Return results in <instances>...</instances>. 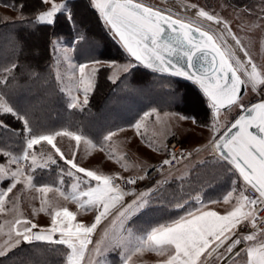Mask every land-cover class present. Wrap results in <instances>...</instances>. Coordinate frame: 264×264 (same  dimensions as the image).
<instances>
[{
	"label": "snow or ice",
	"instance_id": "1",
	"mask_svg": "<svg viewBox=\"0 0 264 264\" xmlns=\"http://www.w3.org/2000/svg\"><path fill=\"white\" fill-rule=\"evenodd\" d=\"M89 2L130 59L124 63L97 59L79 64L77 87L84 98L81 102L73 96L69 107L82 108L89 103V94L95 87V76L105 67L124 75H136L142 66L155 73H166L191 81L204 97L211 120V138L203 148H211L217 163L236 177L232 180L231 190L223 197L224 204H232L231 210L220 214L215 210L198 208L188 211L179 219L152 226L137 235L126 225L133 222V218L154 210L153 203L156 193L160 191L161 181H156L154 187L138 192L135 186L146 180L152 169L146 168L142 175L128 178L119 174H99L79 166L75 152L73 158L68 159L55 143L57 137H70L77 146L83 141L96 147L88 138L67 130L48 134L34 131L29 112L13 105L3 91L20 69L17 56L16 62L10 67L0 69V129L20 134L21 129H16L2 118L10 116L21 125L26 146L19 156L7 149L0 151V158L7 160L6 164H0V180H10L6 189H0V211H4L6 198L18 184L23 183L25 188L33 185V173L37 167L47 168L58 163L49 154L44 163L37 164L34 148L46 143L54 150L55 156L68 166L66 173L61 170L60 182L63 183V175L74 179L70 192L65 193L59 188L55 190L65 200L76 203L78 209L92 211L94 220L90 224L76 222L77 214L67 207L50 205L51 222L48 226L41 227L27 218H17L9 224L8 240L4 246H0V257L22 242L32 244L40 241L66 246L69 250L66 264H83L97 227L113 216L112 223L118 224V227H114L111 233L106 230L104 238L95 242V248L91 251L96 256L118 253L121 264H132L133 256L148 251L166 257L159 264H264V242L252 243L257 240V233L264 236V98L250 106L242 102L244 90L249 85L252 92L264 89V72L253 63L241 37L232 30L227 20L195 3L190 7L197 19L181 18L170 9L153 7L143 0ZM23 7L21 5V9ZM61 17L67 23L75 24L73 12L66 2L39 0V10L34 21H30L52 30L49 46L53 54L60 47L56 28ZM21 19L25 18L22 16ZM199 21L210 23L205 25ZM82 39L83 36H80L71 43L74 45ZM238 52L247 59H242ZM29 75L39 79L35 71ZM108 80L117 83L113 75H109ZM234 106H238L244 114H240L221 134L218 118L222 111L231 110ZM193 122H196L195 118ZM135 128L139 135L140 123ZM114 134L104 136V141H110ZM194 151L199 152L201 149L196 148ZM191 155L192 152H188L185 156L183 150L179 156L171 154L170 158L162 160L156 170L163 171L164 166H171L173 161L179 162ZM124 185L133 187L126 188ZM52 190L51 186L36 188L37 192L45 195ZM125 197L132 199L129 202ZM48 203L47 200H41V212L48 211L44 206ZM177 207L182 208L184 205L178 203ZM249 225L252 231L245 234ZM245 254L246 261L243 259ZM95 264L102 262L97 260Z\"/></svg>",
	"mask_w": 264,
	"mask_h": 264
},
{
	"label": "rangeland",
	"instance_id": "2",
	"mask_svg": "<svg viewBox=\"0 0 264 264\" xmlns=\"http://www.w3.org/2000/svg\"><path fill=\"white\" fill-rule=\"evenodd\" d=\"M67 1L57 0V2L66 3ZM143 2L163 10L170 9L181 18L197 19L194 10L190 7L193 3L206 11L218 14L227 20L232 30L241 37L253 63L256 64L258 70L264 72V11H262L264 0H143ZM11 8L9 5L0 2V22L19 18V12ZM82 11L91 19L84 9ZM199 22L205 25L210 23L207 21ZM211 26L216 28L215 25ZM105 28L107 29L106 26ZM8 38L11 39L10 34L0 35V57L5 56L10 51L11 42L7 41ZM71 42L60 37L59 50L53 54L50 48V63L44 71L38 72L39 79L33 77L28 82H20L15 76V79H10L7 87L3 90L13 105L29 112L34 131L38 134L67 130L83 135L96 145V147H91L82 141L77 146L70 137H57L55 143L68 159H72L73 152H75V159L79 166L94 170L99 174H119L123 177H129L143 174L144 169L161 158L163 142L170 133L179 135L188 146L198 145L202 148L207 144L211 138V120L209 119L206 124L196 120L194 123L193 117L187 113L189 108L192 109L193 106L198 107L201 104L195 98H190L192 100L185 107H182V109L188 108L186 113L180 112L177 109L180 105L179 95L172 90L170 80L165 79V77L156 79L149 84H132L128 75L108 69L107 77L113 75L117 83L113 84L110 81L111 85L106 86L107 95L99 109L92 111L88 106L94 90L89 94V103L86 106L70 108L69 104L73 96L78 97L81 102L84 98L83 93L77 87L78 65L97 60L95 54L99 49L97 42L92 39H82L74 45ZM229 42L234 44V42ZM31 45L32 48L38 47L37 41L34 40ZM32 52L35 53L33 49ZM238 55L242 59H247L243 53L238 52ZM127 60L118 63H124ZM94 83L96 86V76ZM262 98H264V89L252 92L249 85L244 90L242 102L249 105ZM240 112L241 109L238 106H234L231 110L222 111L218 118L220 133ZM181 117H187V119H181ZM2 118L5 119V116ZM137 123L141 125L139 135L135 128ZM17 129H21L19 135L0 129V135L5 136V138H0V151L7 149L18 156L23 154L26 142L21 125ZM109 133L115 134L110 141H104V136ZM101 147L103 151H101ZM34 151L38 158V165L44 163L49 154H52L58 163L47 168L37 167L33 173V185L25 188L24 184L21 183L13 189L12 193H9L4 204V211H0V226H2L0 246L5 245V241L8 240L9 224L17 218H27L41 227L50 225L51 216L49 212L52 210L50 205H54L56 208L67 207L77 214L76 222L90 224L94 220L92 211L84 212L78 209L76 203L65 200L55 190L59 188L65 193L70 192L74 179L63 175V183L60 182L61 170L63 169L66 173L68 166L60 161L58 156H55L51 146L42 143L41 146H35ZM210 152L211 148H202L196 155L180 162L169 173L170 176L167 175L168 183L161 187L160 192L155 195L153 206H156L158 210L156 212L151 211L141 218H133V222L128 223L126 227L132 228L137 235H140L152 226L179 219L188 211L198 208L215 210L220 214H225L226 211L231 210L232 204H224L223 197L231 190L232 180L236 177L228 172L226 167H221L214 155H209ZM206 157L214 160L213 166L204 165ZM6 163V158H0V164ZM13 167L15 166L13 165ZM9 183L10 180L8 179L0 180V189H6ZM204 183L212 189L205 188ZM41 186H51L53 190L45 195L36 191V188ZM81 187L84 186L81 185ZM131 199L132 197H125L126 201L130 202ZM41 200L49 202L44 205L48 211H40ZM209 201H217V203H209ZM178 203L183 204L184 207L178 208ZM161 205L166 208L164 213L159 209ZM169 209L179 210V212L170 213L167 211ZM171 215L176 217L165 221L167 218H171ZM113 219L114 217L110 216L97 227L92 236L93 244L89 245V251L85 254L83 264H95L97 260L101 261L102 264H121L118 253L96 256L91 251L95 248V242L104 238L106 230L111 233L114 227H118V224L113 225ZM33 231H39V229ZM250 231L252 230L248 227L245 234ZM260 242H264V236L257 233V240L252 243ZM22 246L23 248L26 246V250L20 249ZM20 250L24 252H20ZM68 251L66 246L62 245L40 241L32 244L22 242L7 252L5 256L10 254L9 259H4L5 256L0 257V264H13L15 260L21 259L25 253L37 257L38 254L46 256L53 253L54 256L59 257V260L55 259L52 263L49 259L40 263L20 260L24 262L21 264H66ZM164 258L166 257L146 251L133 256L132 264H159V261ZM243 259L246 261V254Z\"/></svg>",
	"mask_w": 264,
	"mask_h": 264
},
{
	"label": "trees",
	"instance_id": "3",
	"mask_svg": "<svg viewBox=\"0 0 264 264\" xmlns=\"http://www.w3.org/2000/svg\"><path fill=\"white\" fill-rule=\"evenodd\" d=\"M0 2L9 5L19 12V18L0 22V35L6 36L10 34L11 37V39H7V41L11 42L9 53L0 57V69L4 67H10L13 62H16L18 56L20 69L15 72V76L18 77L17 79H19L18 81L20 82H28L29 80L33 79V77L29 75L30 72L35 71L38 73L41 70L44 71V69L47 68L50 63L51 52L49 39L52 36V30L50 28L45 29L42 26L30 23V21H34L35 14L39 10V0H0ZM67 4L73 12L75 24H69L63 19V17H61L56 28V32L59 37H64L70 41H73L80 36H83V39L95 40L99 47L97 53L95 54V58L100 60H115L117 62H123L128 59L118 42L115 41L108 33L103 21L99 19L98 13L91 8L89 0H68ZM21 5H24L23 9H21ZM83 9L87 14H89L91 19H89L86 14L83 13ZM22 16L25 19L22 20ZM33 40L35 42L37 41L38 47L32 48L31 44ZM32 49L36 54L32 52ZM107 73L108 69L105 67L96 74V86L88 105L89 109L92 111H97L99 109L103 99L107 95L106 86L109 87L111 85V82L108 80ZM128 77L130 83L142 85L149 84L156 79L164 77L165 79L167 78L170 80L172 90L179 95L180 105L177 109L180 112L186 113L188 108L182 109V107H185L186 104L192 100H190V98H195V100L199 101L201 105L198 107L192 105L193 108H189L190 110L187 113L200 123L206 124L208 122L209 109L198 86L192 82L166 74L155 73L150 69H144L142 66H140V68L137 70L136 75H128ZM5 120L16 129L18 126H20V124L10 116L5 115ZM3 137L5 138V136L0 135L1 139ZM205 160L206 161L204 162V165L207 164L209 166H213V159L206 157ZM204 184L205 188L212 189V187L209 188L206 183ZM161 206H159V209L164 213L166 208ZM153 209L155 212L158 210L156 206H153ZM167 211H170V213L174 212L175 214L179 212V210L174 211L171 209ZM139 217L141 218V216ZM175 217H172L171 215V218H167L165 221H169ZM20 249L26 250V246L24 248L22 246ZM20 252L24 251L20 250ZM39 255L40 254H38L37 257L33 256L32 254L25 253L21 259L15 260L13 264L24 263L20 260H29L33 263H40L45 259H49L51 263L55 259L59 260V257L54 256L53 253L47 254L48 256ZM9 256L10 254L5 256L4 259H9Z\"/></svg>",
	"mask_w": 264,
	"mask_h": 264
},
{
	"label": "built area",
	"instance_id": "4",
	"mask_svg": "<svg viewBox=\"0 0 264 264\" xmlns=\"http://www.w3.org/2000/svg\"><path fill=\"white\" fill-rule=\"evenodd\" d=\"M196 148L202 149L203 147L201 148L198 145H193V147L188 146V145H186V143L183 141V139L179 135H177L175 133L168 134L165 137V140L163 142V149H162L161 158L156 163H154L153 165H151L150 167L147 168V169H152V171L150 172V175L146 180H144L142 182H138V184L135 186L136 191H141L142 189L144 190V189H147L150 187H154L156 185V181H158V180L161 181V187L165 186L168 183L167 175H169V173L180 162H184V161L188 160V158L199 153V152L194 151V149H196ZM181 150H183L185 156H187L188 152H192V155L190 157H187L186 159L180 160L179 162L173 161L171 166H164L163 171H157L156 170L160 167V164H161L163 159L170 158L171 154H176L177 156H179ZM209 155H214L212 149H211V152L209 153ZM129 177H134V176H129ZM125 178H128V177H125ZM118 183H122V182L118 181ZM124 186L126 188H132L133 187L131 185H124ZM248 194L251 195V193H248ZM249 229L252 230L250 225H249Z\"/></svg>",
	"mask_w": 264,
	"mask_h": 264
},
{
	"label": "water",
	"instance_id": "5",
	"mask_svg": "<svg viewBox=\"0 0 264 264\" xmlns=\"http://www.w3.org/2000/svg\"><path fill=\"white\" fill-rule=\"evenodd\" d=\"M163 74H166V73H163ZM166 75H168V74H166ZM177 78H178V77H177ZM181 79H183V78H181ZM190 82H191V81H190ZM260 100H261V99L255 101V102H252L251 104L257 103V102H259ZM251 104H249L248 106H250ZM240 114H244V113L240 112V113L235 117V119L238 118V116H239ZM235 119H234V120H235ZM234 120H233L232 122H234ZM232 122H231V123H232ZM231 123H230V124H231ZM230 124H229L228 126H230ZM228 126H227V127H228ZM224 130H226V128H225ZM224 130H223V131H224ZM250 130H251V131H255V129H250ZM223 131H222V132H223ZM222 132H221V134H222Z\"/></svg>",
	"mask_w": 264,
	"mask_h": 264
},
{
	"label": "crops",
	"instance_id": "6",
	"mask_svg": "<svg viewBox=\"0 0 264 264\" xmlns=\"http://www.w3.org/2000/svg\"><path fill=\"white\" fill-rule=\"evenodd\" d=\"M12 9V8H11ZM170 176V175H169ZM170 178V177H169ZM144 191V190H143Z\"/></svg>",
	"mask_w": 264,
	"mask_h": 264
},
{
	"label": "bare ground",
	"instance_id": "7",
	"mask_svg": "<svg viewBox=\"0 0 264 264\" xmlns=\"http://www.w3.org/2000/svg\"><path fill=\"white\" fill-rule=\"evenodd\" d=\"M194 12V11H193Z\"/></svg>",
	"mask_w": 264,
	"mask_h": 264
}]
</instances>
